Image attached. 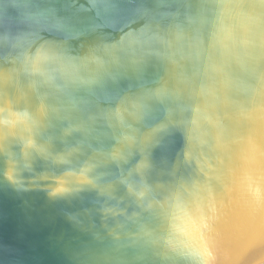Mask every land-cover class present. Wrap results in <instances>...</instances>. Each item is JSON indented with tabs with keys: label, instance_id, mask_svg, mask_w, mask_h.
<instances>
[{
	"label": "water",
	"instance_id": "obj_1",
	"mask_svg": "<svg viewBox=\"0 0 264 264\" xmlns=\"http://www.w3.org/2000/svg\"><path fill=\"white\" fill-rule=\"evenodd\" d=\"M0 264H264V0H0Z\"/></svg>",
	"mask_w": 264,
	"mask_h": 264
}]
</instances>
